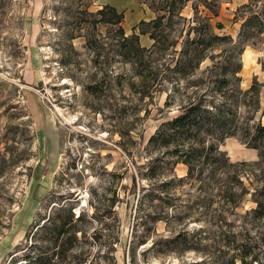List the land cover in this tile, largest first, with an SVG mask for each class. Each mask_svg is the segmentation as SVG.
Segmentation results:
<instances>
[{
    "label": "rangeland",
    "instance_id": "rangeland-1",
    "mask_svg": "<svg viewBox=\"0 0 264 264\" xmlns=\"http://www.w3.org/2000/svg\"><path fill=\"white\" fill-rule=\"evenodd\" d=\"M240 2L218 1L215 17L187 2L162 28V49L138 36L134 47L146 51L129 58L123 40L159 15L156 1L0 0V154L12 163L0 169V264H25L28 255L43 256L34 264H221L245 243L264 261V220L247 215L258 159L237 137L219 146L230 163L246 165L235 169L236 207L195 185L162 188L185 175L181 164L155 178L144 173L160 155L147 148L149 136L223 61L240 63L242 91L260 85L258 112L240 114L245 124H264V42L249 40L240 54ZM103 5L122 14L119 25L98 21ZM206 21L220 40L181 78L172 71L177 52ZM69 218L66 240L38 229ZM230 236L235 244L226 246Z\"/></svg>",
    "mask_w": 264,
    "mask_h": 264
},
{
    "label": "trees",
    "instance_id": "trees-1",
    "mask_svg": "<svg viewBox=\"0 0 264 264\" xmlns=\"http://www.w3.org/2000/svg\"><path fill=\"white\" fill-rule=\"evenodd\" d=\"M154 1H156L157 8L153 12H157L159 15L148 22H138L136 26L132 27V31L136 29L137 33H132L123 40L131 43L124 54L129 55V58H136L135 53L146 51L144 48L134 47L138 36H147L151 41L150 50L162 49L163 44L159 40L160 32H163L162 28L170 27L172 17H177L187 2H199L215 17L217 16L216 3L220 0ZM196 8L195 5L192 6L194 12ZM95 14L100 17L98 21L111 25H119L122 20V14L107 5H103ZM236 14L235 19L240 23L235 44L241 54L243 45L249 40L258 38L264 42V0H241L235 10ZM216 27L217 29L222 28L219 24ZM189 30L194 36L183 42L172 68V71L181 78L188 75L201 61L199 51L220 40L211 32L207 21L201 23L200 26H193ZM128 60L131 61V59ZM240 70V63L230 64L229 61H223V64L213 71V75H210L202 92L181 107L172 118L158 125L147 139L146 146L151 150H156L160 155L147 164L144 173L149 178H155L166 167L172 169L175 165L181 164L185 167V175L161 183L162 188L174 183L195 185L200 192H217L223 201L235 206L231 191L235 185H241L238 180L240 173L235 172V169L244 164L230 163L225 152L219 150V146L225 139L237 137L246 148L256 152L258 159L254 164L258 166L256 179L258 187L251 194L254 207L247 211V215L252 221H259L264 220V124L260 122L243 123L240 109L247 108L255 113L258 112L260 85L253 80L250 86L242 91L239 88L238 73ZM209 72L211 71L209 70ZM260 115L264 117V109ZM0 161L3 164L2 168L0 166L1 170L12 165L10 161L5 160L3 154H0ZM233 175H236L234 181L232 180L234 178L231 177ZM70 222L69 218L66 222H58L55 225L51 223L47 226L42 223L38 229L43 234L47 233L50 240L56 243L64 237L65 240L67 239L68 227L65 228V226ZM178 237L179 235L176 238ZM224 239H226V246L235 244L231 236ZM233 249L238 254L225 258L221 264H235L236 260L239 264H264V261L262 262L255 256L253 246L248 243L236 244ZM43 259V256H37L32 261L28 255L24 261H27L25 264H34Z\"/></svg>",
    "mask_w": 264,
    "mask_h": 264
}]
</instances>
